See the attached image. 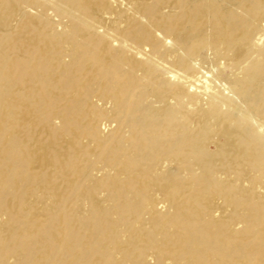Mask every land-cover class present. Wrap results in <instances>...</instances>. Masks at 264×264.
Here are the masks:
<instances>
[{
    "label": "bare ground",
    "instance_id": "bare-ground-1",
    "mask_svg": "<svg viewBox=\"0 0 264 264\" xmlns=\"http://www.w3.org/2000/svg\"><path fill=\"white\" fill-rule=\"evenodd\" d=\"M0 264H264V0H0Z\"/></svg>",
    "mask_w": 264,
    "mask_h": 264
}]
</instances>
